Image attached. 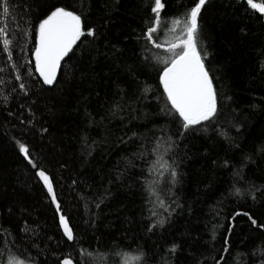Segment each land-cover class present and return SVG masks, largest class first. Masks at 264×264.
Instances as JSON below:
<instances>
[{"label":"trees","instance_id":"trees-1","mask_svg":"<svg viewBox=\"0 0 264 264\" xmlns=\"http://www.w3.org/2000/svg\"><path fill=\"white\" fill-rule=\"evenodd\" d=\"M8 2L7 16L0 8L11 41L9 56L0 34V251L32 264L66 257L139 264L133 257L141 254L146 264H264V229L236 215L264 224V197L247 194L250 185L264 186V14L246 0H207L199 46L220 111L183 133L158 73L170 55L172 20L193 0H163L159 26L149 24L153 0ZM57 6L82 16L85 35L46 87L32 51L39 21ZM148 26L158 27L153 38L165 47L146 42ZM162 164L175 167L174 185ZM40 169L52 179L74 241L59 227L35 175ZM233 186L245 194H232ZM160 218L163 225L149 231Z\"/></svg>","mask_w":264,"mask_h":264},{"label":"snow or ice","instance_id":"snow-or-ice-1","mask_svg":"<svg viewBox=\"0 0 264 264\" xmlns=\"http://www.w3.org/2000/svg\"><path fill=\"white\" fill-rule=\"evenodd\" d=\"M246 3L250 9L264 14V2L257 3L254 0H246ZM206 4L207 0H193L191 7L187 8L182 14V18L172 20L173 28L170 30L172 38L166 41V51L170 55L164 61L162 71L158 73L163 94L171 106L172 113L178 116L182 122L183 133L195 126L215 120L220 111L217 91L210 72L205 66L207 53L204 52L202 54L199 46V18ZM0 8H2L4 15L7 16L10 12L8 0H0ZM164 9L165 3L163 0H153L151 13L154 14V17L150 20V25L153 22L156 26L161 24V13ZM156 26L147 27L144 33L146 42L153 44L156 48L165 47L164 44L155 43L153 37L158 31ZM177 32L179 33L178 35L176 34ZM0 34H5L3 49L11 56L9 51L11 41L6 36V29L0 28ZM95 34L94 28L87 29V36H95ZM84 35L82 16L74 10H70L67 6L54 7L39 21L35 29V48L32 51V55L35 59V70L42 77L44 84H53L61 61L69 54L73 45ZM19 87L23 90L25 86L20 84ZM237 131H239L238 128ZM260 151L264 152V145L261 146ZM19 152L24 155L25 159L29 160V163L34 168L36 167L29 158V147L26 144H19ZM165 166L169 168L171 183L174 185L177 181L178 173L172 165H161V167ZM225 166H227V162H225ZM35 175L43 182L51 203L55 205L56 213L59 214V227L62 229L63 235L68 241H74L73 229L69 224L68 218L62 213L52 179L42 169L37 170ZM235 178L239 181L244 180L240 172L235 174ZM147 188L149 195L154 194L150 185ZM257 193L264 197V186L250 185L247 194L255 200ZM232 194L241 196L245 192L241 188L233 186ZM165 211L168 210L166 209ZM236 215H244L248 218L251 225L257 229H264V224L258 223L248 212L236 213ZM151 216L156 217L157 213L152 211ZM164 222L163 218L157 219L153 224L149 225L148 230L151 231L157 224L163 225ZM228 231H231V228ZM177 248L178 245L173 244L168 251L174 253ZM222 250L224 252L230 250L227 237L224 238ZM133 259L139 261V264H146L144 254L139 257H133ZM0 264H25V262L17 259L10 252L5 255L3 251H0ZM28 264H32V262L29 261ZM59 264H74V260L72 258H63ZM76 264H79V262H76Z\"/></svg>","mask_w":264,"mask_h":264},{"label":"water","instance_id":"water-1","mask_svg":"<svg viewBox=\"0 0 264 264\" xmlns=\"http://www.w3.org/2000/svg\"><path fill=\"white\" fill-rule=\"evenodd\" d=\"M78 41H79V40H78ZM78 41L76 42V44L78 43ZM76 44L73 45L72 50H71V51L69 52V54H68V55H67V56L61 61L60 67H59L58 70H57V76H56V79H55V81L53 82V84H51V85H46V84H44V83H43V79H42V77H40L39 73L36 71L38 77L40 78V80L42 81V83L44 84V86H46V87H53V86L57 83L58 78H59V75H60L61 68H62L63 64L65 63V61L67 60V58L71 55V53H72L73 50L75 49ZM33 62H34V65H35V59H34V56H33ZM66 258H70V257H66ZM74 264H76L75 261H74Z\"/></svg>","mask_w":264,"mask_h":264},{"label":"rangeland","instance_id":"rangeland-1","mask_svg":"<svg viewBox=\"0 0 264 264\" xmlns=\"http://www.w3.org/2000/svg\"><path fill=\"white\" fill-rule=\"evenodd\" d=\"M19 260H21V259H19ZM21 261H23V260H21ZM25 262V261H24ZM25 264H28V262H25Z\"/></svg>","mask_w":264,"mask_h":264}]
</instances>
